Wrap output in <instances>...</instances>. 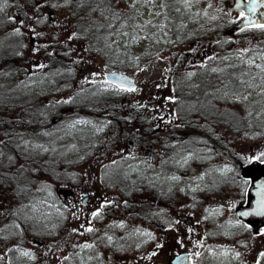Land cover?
<instances>
[{"label":"rangeland","instance_id":"obj_1","mask_svg":"<svg viewBox=\"0 0 264 264\" xmlns=\"http://www.w3.org/2000/svg\"><path fill=\"white\" fill-rule=\"evenodd\" d=\"M20 1L21 9L16 12L15 5ZM64 1L50 0L43 5V0H33L35 5L28 6V0H0V30L8 32L0 36V60L22 78L28 76V84L16 90L20 99H28L25 88L37 93L44 104L55 99L57 105L70 107L71 101V107L81 106L86 108L85 112L99 116L97 120L93 117L89 121L91 116L85 120L79 113L71 115L73 111L69 108L66 112L69 116L62 123L52 124L35 136L25 134L16 139L22 147L24 141L38 142L43 154L53 156L52 167L57 166L60 178L53 187L47 186L49 192L43 203L31 208L30 214L37 218V224H31L29 230L26 227L23 238L17 242L18 248H10L15 243H4L0 237V260L27 264H171L174 254L188 251L195 264H260L264 231L253 233L252 228L237 219L235 207L244 202L242 191L247 187L240 176L239 161L264 154V131L254 138L241 135L235 140L238 156L226 163L222 174L216 170L202 174L201 166L174 174L170 170L172 163L166 167L168 171L162 169V174L157 171L163 165V154L155 153L153 145L151 148L134 145L126 139L127 134L123 135L126 125L117 126L118 120H112L137 106L150 124L173 122L178 117L177 96L182 91L192 95L196 89L188 85L183 88L185 83L181 85V79L190 77L197 66L206 63L205 58L213 55L211 50L215 51L223 37L233 40L255 59L261 49L249 46L256 44L260 32L238 33L237 29L226 32L234 25L235 16L230 17L225 5L228 1L224 0H129L133 2L126 3L129 19L109 36L106 47L97 41L99 50H91L99 53L86 51L87 57L81 58L67 48L69 43L73 44L70 36L76 29V21L62 6ZM177 2L181 4L175 11L173 6ZM36 5L40 6V12ZM178 12L186 16L189 24L187 33L178 34L179 38L172 33L173 18L177 20ZM52 43L57 50L48 51L44 45ZM199 44L209 51L202 60H196ZM62 52L65 56L71 54L69 60L74 65L58 67ZM52 54L57 56L54 65L48 61ZM11 58L16 60L13 64ZM260 58L253 63L252 79H258L256 88L232 97L263 92L264 98V53ZM107 70L129 73L138 88L116 92L113 85L105 83ZM177 77L178 90L173 83ZM21 83L22 79L18 84ZM34 85L39 88L35 90ZM14 86L7 83L0 100L16 97L10 93ZM207 93L200 98L214 95L213 91ZM193 100L188 105L190 110L199 105L197 98ZM98 105H111L114 111L92 109ZM212 106L216 108L217 104ZM39 172L47 176L49 168L44 165ZM2 191L0 188V194ZM85 196L89 199L83 202ZM129 207L136 214L148 212V219L131 217ZM1 212L7 215L8 209L0 208V216ZM27 217L28 214L24 216ZM88 228L93 230L87 231ZM0 229L4 233L1 226ZM35 229L45 236L34 238ZM230 233L247 238L245 244L238 245L239 255L233 258L229 255V251L233 253L234 242Z\"/></svg>","mask_w":264,"mask_h":264},{"label":"trees","instance_id":"obj_2","mask_svg":"<svg viewBox=\"0 0 264 264\" xmlns=\"http://www.w3.org/2000/svg\"><path fill=\"white\" fill-rule=\"evenodd\" d=\"M28 1H30L28 6L35 5L32 3L33 0ZM48 2L50 3V0H43V5L49 4ZM20 3L21 1L15 5L16 12L21 7ZM126 3L133 4L129 0H65L62 6H65L72 13V18L76 21V29L71 32L70 36L73 44L69 43L67 48L81 58L84 55L87 57L86 51L97 55L99 51L91 50L94 48L99 50L96 42L101 41L102 44H107L109 36L118 32L120 24L129 19L130 14H127L129 8ZM170 3L172 5L175 1ZM180 4L181 2H177L175 6ZM38 6L36 5V8L40 12L41 8ZM6 31V29L0 30V36L7 34ZM248 32L261 33L256 44L249 46L253 49H261L256 54V58L253 59L249 52H243L233 40L223 37L214 49L215 51H211L213 55H209L210 59L207 64L197 66L193 75L181 79V85L185 83L183 88L188 85L189 87L194 86L196 89L192 95L182 91L177 96L175 106L178 117L173 122L150 124L148 118L139 113L141 109L136 108L137 106H134L130 113L125 111L121 116H117V119L112 118L115 122L118 120L119 125L117 126L126 125V131L123 130L126 133L123 135L127 134L126 139L133 141L134 145L140 144L148 148L153 145L155 146V153L163 154L161 158L163 165L157 172L164 174L162 169L168 171L169 168L166 167L172 163L170 170L174 174H183L182 172L187 170L192 171L191 169L197 166H201L202 174H208L212 170L222 174L226 163L231 162L232 157L238 156L234 147L235 140L241 135L243 138H254L256 133L264 131V98L261 95L263 92L244 98L231 96L239 94L243 90H253L258 84V79L257 81L252 79L254 75L253 63L260 61V57L264 53V29H246L241 33ZM44 47L49 48L48 51H50L56 48V45L53 43L52 45L45 44ZM53 55L49 56L50 59L48 58V61L51 60L52 62L50 65H54V61L57 60V56ZM69 56L71 54L67 53L65 56L62 52L61 58L57 60L58 67L68 68L74 65L69 60ZM214 57L218 58V62L220 61L218 67L215 66L218 62H213ZM76 60H79L78 57ZM250 60L254 61L250 62ZM15 61L14 58L10 59L11 64ZM5 66L7 63L0 60V74L3 75H0V93L5 90L7 83H11L15 86L10 93H14L16 97H9L6 101L0 100V188L3 190L0 199H5V201L0 200V208L8 209L7 215L1 212L0 226L4 233L0 229V237L4 243L11 241L13 244L15 243L10 248H18L17 242L23 238L26 227L29 230L31 224H37V218L30 214L31 208L43 203V198L49 192L47 186L53 187L55 181H58L60 177L56 173L57 166L52 167L53 156L43 154L38 148V142L34 144L31 141L23 140L22 147L16 143V139L25 134L35 136V134L52 127V124L62 123L67 119L66 116H69L66 113L69 108H72L73 112L75 111L71 115L79 113L78 116L84 117L85 120L88 116H91L89 121L93 117H96L94 120H97L99 116H96L94 112H85L86 108L81 106L76 107V109L74 106L71 107V101L69 102L70 107L66 104L57 105L55 99L48 105L44 104L38 98L37 93L30 92L25 88H23L24 95L28 99L21 100L20 92L16 90H21L22 85L28 84L26 82L28 76L22 78L21 74L8 69L10 65ZM118 68L127 70L122 66H118ZM6 71L7 74L5 75ZM21 79L22 83L18 84ZM173 83L177 90L180 89L178 77L173 80ZM108 87L112 88V86ZM38 88L39 85H34L35 90ZM212 91L214 95L209 94L200 98L201 95ZM10 98H12V103H10ZM194 98L199 100V105L196 110H190L188 105ZM215 103L217 104L216 108L212 106ZM192 104H195L194 100ZM105 107L98 105L92 109L114 111L111 105ZM115 108L118 111L120 106H115ZM57 112L60 113L59 117L56 116ZM255 157L264 159L262 154ZM248 160L250 158H244L239 162L241 164ZM44 165L49 168V175L43 177L39 170H43ZM64 178L67 179L68 176L64 175ZM157 178L162 181V177L157 176ZM163 178L165 181V177ZM181 179L184 178L181 176ZM128 211H125V214ZM27 214L28 217L24 218ZM129 215L136 218L144 216L148 219L149 217L148 212L136 214L132 210ZM37 231V229L33 231L32 236L34 238L45 236L41 231L38 233ZM113 231L115 233V229ZM17 263L12 260L5 262L0 260V264Z\"/></svg>","mask_w":264,"mask_h":264},{"label":"water","instance_id":"obj_3","mask_svg":"<svg viewBox=\"0 0 264 264\" xmlns=\"http://www.w3.org/2000/svg\"><path fill=\"white\" fill-rule=\"evenodd\" d=\"M228 9L230 12L236 9L246 14L241 21L229 29L230 33L241 27L264 23V0H235ZM106 78L115 85L123 84L124 88L136 87L132 77L122 71H107ZM241 172L245 178L250 179V184L247 190V202L237 206V215L258 232L264 226V161L253 159L242 165ZM87 199L88 196L84 201ZM172 263L193 264L188 252L177 254L172 258Z\"/></svg>","mask_w":264,"mask_h":264},{"label":"snow or ice","instance_id":"obj_4","mask_svg":"<svg viewBox=\"0 0 264 264\" xmlns=\"http://www.w3.org/2000/svg\"><path fill=\"white\" fill-rule=\"evenodd\" d=\"M185 2H187V0H185ZM255 27H258V28H262V29H264V23H257V24H255L254 25ZM241 30H243V29H241ZM17 31H19L18 29H17ZM42 66V65H41ZM105 83H111V81H105ZM117 87H120V88H122V89H124V85L123 84H120V85H116ZM124 90H127V91H133V90H135L134 88H131V87H129V88H126V89H124ZM262 155H264V154H262ZM95 215H97V213H93V216H95ZM93 229L92 228H88L87 229V231H92ZM85 247H91V245H85ZM26 255H27V253H25ZM237 256L239 255V253H237L236 254ZM262 257H264V253H261L260 254Z\"/></svg>","mask_w":264,"mask_h":264},{"label":"flooded vegetation","instance_id":"obj_5","mask_svg":"<svg viewBox=\"0 0 264 264\" xmlns=\"http://www.w3.org/2000/svg\"><path fill=\"white\" fill-rule=\"evenodd\" d=\"M226 1H229V0H226ZM242 192L244 193V197H245V191L243 190ZM239 238H240V240H245V241H246V239H247V238L244 239L243 236H240ZM243 243H244V241H241L239 244H243ZM245 243H246V242H245ZM245 243H244V244H245ZM240 253H241V252H240ZM237 258H238V257H237Z\"/></svg>","mask_w":264,"mask_h":264}]
</instances>
